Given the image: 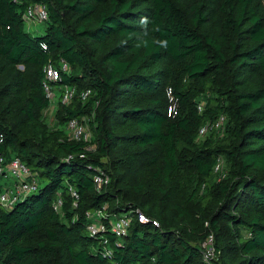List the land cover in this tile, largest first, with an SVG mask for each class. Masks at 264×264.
Instances as JSON below:
<instances>
[{"label": "trees", "instance_id": "1", "mask_svg": "<svg viewBox=\"0 0 264 264\" xmlns=\"http://www.w3.org/2000/svg\"><path fill=\"white\" fill-rule=\"evenodd\" d=\"M36 5L40 36L24 21ZM222 117L224 135L202 139ZM0 138L4 165L19 159L38 184L0 204V264H207L210 236L214 264H264V0H0ZM99 170L110 184L97 192ZM15 184L0 176V194ZM104 207L159 227L135 218L107 256L88 231Z\"/></svg>", "mask_w": 264, "mask_h": 264}, {"label": "built area", "instance_id": "2", "mask_svg": "<svg viewBox=\"0 0 264 264\" xmlns=\"http://www.w3.org/2000/svg\"><path fill=\"white\" fill-rule=\"evenodd\" d=\"M47 10L43 5H36L31 7L28 12L24 15L25 23L30 27L32 23H39L44 20H47ZM64 70L67 68V65L64 64ZM58 72L50 67L48 69V78L50 80L58 79ZM48 97L50 99L54 98V94L51 89L46 87ZM88 94V93H87ZM86 94V95H87ZM168 95L171 101L172 92L171 89L168 90ZM72 97V91L66 90L63 103H68ZM177 113V105L173 102L169 109V115L172 116ZM225 122L224 117L220 118L219 121L215 123H209L205 127L200 130V136L205 135L209 131V127L213 129H218ZM69 129L72 132V139L80 141L84 139V141H88V135L85 133L86 129L83 125L79 124L77 121H71L69 123ZM3 138H0V143ZM91 150V149H90ZM4 159L0 156V164L2 165L0 168V176L4 177H13L16 181V184L12 188H7L2 194H0V204L7 210H12L16 204L21 201H24L27 197L35 193L38 189V184L36 182V173L30 171L19 159H15L12 162L4 165ZM219 160L218 165L215 168V172L219 171L220 168ZM94 184L96 187V191H102L106 186L110 184V176L103 170H99L98 174L94 177ZM70 192L72 197L75 199L74 206H77V202L79 199V195L77 191L70 187ZM62 206V200L59 199L56 204V209ZM108 207V206H107ZM107 207L103 209L97 210L94 213L88 214V218L92 220V224L88 226L89 233L100 240V243H103L104 249L106 251L107 256L112 255V251L109 248L110 240L108 235H113L118 239H122L127 237L129 233V228L132 225V222L135 218L138 219L140 224H153L156 227H159V223L155 220H151L147 217L139 208L131 210L129 212L120 214L117 218H109L105 214V210ZM213 236H210L208 240L204 243L207 245L212 242ZM206 247V246H205ZM210 251L208 250L204 254V260H210Z\"/></svg>", "mask_w": 264, "mask_h": 264}, {"label": "rangeland", "instance_id": "3", "mask_svg": "<svg viewBox=\"0 0 264 264\" xmlns=\"http://www.w3.org/2000/svg\"><path fill=\"white\" fill-rule=\"evenodd\" d=\"M44 28H45V24L44 23H32L30 25V27H28L26 25V31L30 32L31 34L35 35V36H40L44 33ZM59 97H60V93L55 92V96L53 98L52 101V106L44 113V120L47 122V124L49 125V127L51 129H57L56 126V118H55V112H56V107H57V103L59 101ZM86 127V126H85ZM219 131V135L220 137H222L225 133V123H223L220 128L217 129ZM70 131V130H69ZM87 131V135H88V141H90V134L86 128ZM212 133V127H209V131L208 133H206L205 135L201 136V138H205L208 134ZM70 136L72 137V132L70 131ZM92 150H95V147L92 148ZM217 174L218 179L222 178L226 175V164L223 160H221L220 162V168L218 172H215ZM14 183V180L11 179L9 186H12V184ZM206 246V247H205ZM210 251V260L206 261L203 258V261L207 264H214L215 262H217L219 260V253L215 247V240L213 238L212 242L208 243L207 245H202L201 247V251H203V255L207 252Z\"/></svg>", "mask_w": 264, "mask_h": 264}]
</instances>
